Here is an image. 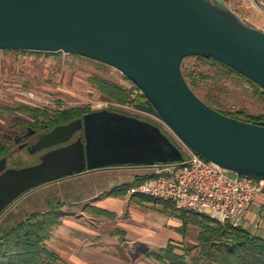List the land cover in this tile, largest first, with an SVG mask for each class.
<instances>
[{
  "label": "water",
  "instance_id": "obj_1",
  "mask_svg": "<svg viewBox=\"0 0 264 264\" xmlns=\"http://www.w3.org/2000/svg\"><path fill=\"white\" fill-rule=\"evenodd\" d=\"M0 51L77 55L122 73L147 98L139 110L167 126L189 153L243 178L264 183V125L215 110L189 86L186 58H211L264 91V30L226 0H0ZM83 139L9 168L0 159V216L42 185L119 166L183 162L162 129L100 110L55 128L31 153Z\"/></svg>",
  "mask_w": 264,
  "mask_h": 264
},
{
  "label": "trees",
  "instance_id": "obj_2",
  "mask_svg": "<svg viewBox=\"0 0 264 264\" xmlns=\"http://www.w3.org/2000/svg\"><path fill=\"white\" fill-rule=\"evenodd\" d=\"M16 52L21 55L32 54L37 57L60 56L61 53H41L31 51H3ZM197 64L190 68L182 65L183 75L193 91L209 106L222 114L251 124L264 125V113L257 116L249 114L246 110L232 111L226 109L228 83L234 81L238 85L248 84L254 92L264 99V91L247 77L235 71L231 67L211 58L194 57ZM207 68H209L207 70ZM92 86L99 92L105 101L126 105L131 98V91L114 81L100 76L90 78ZM147 104V98L143 96L135 103L136 108ZM12 115H24L27 120H15L14 127L21 125L45 122L49 128L68 124L83 115L91 112L87 108L58 109L56 111L36 109L27 105H20L17 109L3 108ZM111 111L123 112L117 109ZM127 115L149 121L159 126L171 141L181 149L174 139L155 121L141 115L127 113ZM0 159L9 157V164L16 167L23 165L22 157L9 155L11 147L0 143ZM185 158L189 157L187 149H181ZM154 175H147L136 179L133 183L125 184L115 189L112 194L124 196L129 189L141 182L154 179ZM169 213H178L184 223V228L190 225L200 229L198 237L200 261L205 260L215 264H264V238L250 233L243 227L233 228L230 225L221 224L208 214L199 215L189 212H180L173 203H163ZM64 205L60 204L44 213H35L24 221L16 224L10 230L0 236V264H52L59 260V256L49 246L53 233L63 225L65 213ZM166 258L174 264L184 263L185 259L174 253L173 248L167 249ZM162 260V258L156 257Z\"/></svg>",
  "mask_w": 264,
  "mask_h": 264
},
{
  "label": "crops",
  "instance_id": "obj_3",
  "mask_svg": "<svg viewBox=\"0 0 264 264\" xmlns=\"http://www.w3.org/2000/svg\"><path fill=\"white\" fill-rule=\"evenodd\" d=\"M260 2L264 4V0ZM135 168L133 178L125 184L153 175L152 167ZM104 170L45 184L54 188L52 194H58L62 199L53 196L54 204L50 206L49 203V208L39 213L60 204L64 205L65 213L63 225L48 242L49 248L59 256V260L52 264H174L165 255L169 248L185 259L181 264H215L198 259L200 233L195 246L192 249L187 247L182 233L187 228H184L178 213L165 210L163 202L128 197V192L124 196L114 195L112 192L125 184L105 190L96 179H89ZM75 184H78V189ZM243 228L264 238V197L247 212Z\"/></svg>",
  "mask_w": 264,
  "mask_h": 264
},
{
  "label": "rangeland",
  "instance_id": "obj_4",
  "mask_svg": "<svg viewBox=\"0 0 264 264\" xmlns=\"http://www.w3.org/2000/svg\"><path fill=\"white\" fill-rule=\"evenodd\" d=\"M226 1L245 21L264 30V13L257 8L252 0ZM257 1L262 4L260 0ZM196 64L197 60L194 57H189L185 59L184 67L190 68ZM92 76L104 77L124 87L131 85L123 74L115 72L112 67L77 55L61 54L60 56L37 57L32 54L21 55L16 52L0 51V143L14 149L9 137L14 129L15 120L24 122L27 120L24 115H12L3 108L17 109L20 105H27L49 111L76 107L87 108L91 111L106 109L97 107L98 103L105 100L92 86L90 81ZM228 87L226 109L232 111L244 109L255 116L264 113V99L256 94L250 85H238V83L230 81ZM29 92L34 93L42 102H31L30 104L29 99L23 94ZM109 109L114 108L110 107ZM142 117L147 116L142 115ZM148 118L158 123L181 149L186 150L167 126L155 118ZM10 154L22 157L23 161L21 167H16L8 162V166L13 169L31 167L33 161L38 162L39 160V154L32 158L26 151L16 154L14 150H11ZM135 169V166L106 168L100 174L91 176L89 179H96L105 190L113 189L130 182L136 173ZM75 187L78 189V184H75ZM57 188L58 186H55V189ZM53 190L54 188L43 185L21 196L17 202L1 214L0 234L13 228L27 215L49 208V203L50 206L54 204V197L57 196L58 200H61L62 196L52 194ZM182 233L185 244L192 249L196 244L200 229L190 225ZM193 240L195 242L190 243ZM197 253L195 252V254Z\"/></svg>",
  "mask_w": 264,
  "mask_h": 264
},
{
  "label": "built area",
  "instance_id": "obj_5",
  "mask_svg": "<svg viewBox=\"0 0 264 264\" xmlns=\"http://www.w3.org/2000/svg\"><path fill=\"white\" fill-rule=\"evenodd\" d=\"M252 1L264 13V4H259L257 0ZM130 83L126 88L132 94L126 105L103 101L97 107H113L127 113L154 118L135 107V103L144 95L136 85L131 81ZM23 94L30 104L42 102L34 93ZM152 170L155 178L131 187L128 197L137 196L173 203L180 212L208 214L215 221L233 228L244 227L247 212L264 197V183L243 178L192 153L183 162L156 164L152 166Z\"/></svg>",
  "mask_w": 264,
  "mask_h": 264
},
{
  "label": "flooded vegetation",
  "instance_id": "obj_6",
  "mask_svg": "<svg viewBox=\"0 0 264 264\" xmlns=\"http://www.w3.org/2000/svg\"><path fill=\"white\" fill-rule=\"evenodd\" d=\"M103 110H106V109H103ZM107 110H110V109H107ZM91 112H95V111H91ZM119 113L126 114L123 112H119ZM85 115H83V117ZM83 117H81V118H83ZM81 118H79V119H81ZM76 120H78V119H76ZM64 125H66V124H64ZM59 126H63V125H58L54 128H49L48 124H46L45 122H39V123H33V124H29V125L25 124V125L19 126L18 128H14L12 130V133H10V137H9V140L12 141V145L14 146V149L12 148L11 150H14L16 152V154L18 152H25L26 151L28 153V155H30L32 158L35 155L39 154L38 162L33 161L31 163V166H35V165H38L41 163V157L44 156L49 151H54L56 149H60V148L65 147L67 145L76 143L79 139H81V138L83 139V137H84V132L81 131V132L76 133L74 138L67 144H62V145H59V146H56V147H53L50 149H44L41 152L31 153V151H35L34 150L35 146H37L43 140V138L45 136H47L49 133H51L55 128H57ZM30 191H28V192H30Z\"/></svg>",
  "mask_w": 264,
  "mask_h": 264
}]
</instances>
